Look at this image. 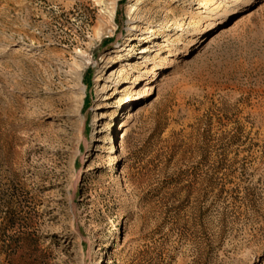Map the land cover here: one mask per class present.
I'll use <instances>...</instances> for the list:
<instances>
[{
    "label": "rangeland",
    "instance_id": "1",
    "mask_svg": "<svg viewBox=\"0 0 264 264\" xmlns=\"http://www.w3.org/2000/svg\"><path fill=\"white\" fill-rule=\"evenodd\" d=\"M140 1L0 0V264H264V0Z\"/></svg>",
    "mask_w": 264,
    "mask_h": 264
},
{
    "label": "bare ground",
    "instance_id": "2",
    "mask_svg": "<svg viewBox=\"0 0 264 264\" xmlns=\"http://www.w3.org/2000/svg\"><path fill=\"white\" fill-rule=\"evenodd\" d=\"M169 1V0H168ZM239 0H216L211 6H209V4L207 2H202V1H199L197 4H196V8H195V11L197 14H207L208 15V21L203 25V27L196 33V37L193 38L190 43L184 47V51H186L188 48L190 47H193L195 45L198 44V42L200 41V39L205 36L208 32H210L211 30H213L217 24H218V21L219 19L222 17L223 15V12H225L224 10V7H225V4H229V3H233V2H237ZM140 0H134V3L133 5L136 6L138 4H140ZM211 4V3H210ZM186 6V5H185ZM134 10H130L129 12L132 14ZM112 14V13H111ZM225 14V13H224ZM224 16V15H223ZM133 22V21H132ZM196 25V24H195ZM130 32L132 31H135V27L132 25L130 27ZM182 33H185L184 30H181ZM154 47H156V49L160 48L161 47V44L159 43H155L153 45ZM183 47V46H182ZM159 50V49H158ZM191 50V49H190ZM178 52L182 53L183 51L182 50H178ZM119 53V51L117 53H115L116 55ZM141 53H146V51H142ZM179 54V53H178ZM103 62H104V65H106L105 67H102L103 69H105L103 72H102V75H106L107 73V69L109 68V64L112 62V58H108V57H105L103 59ZM163 63H166L167 64V56L164 57V60H163ZM162 63V64H163ZM103 65V64H102ZM102 69V70H103ZM157 69L159 70L160 67H157ZM156 73V68L155 69H152L150 70V74L151 75H155ZM76 80L78 83H80L81 81V73H77L76 74ZM98 82H103L104 79L102 77H98L97 79ZM79 90L82 92L83 89L81 87V85L79 86ZM136 100L132 101V102H135ZM101 105H97L96 106V110H101ZM122 136V135H121ZM121 138V137H120Z\"/></svg>",
    "mask_w": 264,
    "mask_h": 264
},
{
    "label": "trees",
    "instance_id": "3",
    "mask_svg": "<svg viewBox=\"0 0 264 264\" xmlns=\"http://www.w3.org/2000/svg\"><path fill=\"white\" fill-rule=\"evenodd\" d=\"M170 138L171 139H168L167 141H163V143H161V146L157 149V153L155 155V160L157 161L158 166L163 165L164 169L168 167L167 165L174 162L177 150L178 148H180V145H176L179 141L177 137H174V135H172V137ZM188 172V170L180 169L178 174H173L172 177L169 178V182L164 183L162 190H166L172 187L176 189L177 187H179L183 182V178L188 175ZM189 189L190 187L183 186L178 189V192L180 193L182 191L187 190V195H189Z\"/></svg>",
    "mask_w": 264,
    "mask_h": 264
}]
</instances>
